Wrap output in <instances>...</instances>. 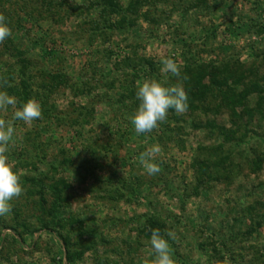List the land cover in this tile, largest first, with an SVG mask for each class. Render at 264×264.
Masks as SVG:
<instances>
[{
    "label": "rangeland",
    "instance_id": "obj_1",
    "mask_svg": "<svg viewBox=\"0 0 264 264\" xmlns=\"http://www.w3.org/2000/svg\"><path fill=\"white\" fill-rule=\"evenodd\" d=\"M100 1L0 0V91L43 107L31 125L0 111L24 187L0 216V264H68L57 230L96 243L76 264H150L151 220L176 264H264V0H115L117 14ZM166 58L188 79L162 72ZM144 79L200 94L137 135ZM153 145L149 176L138 157ZM51 187L63 231L42 209Z\"/></svg>",
    "mask_w": 264,
    "mask_h": 264
},
{
    "label": "clouds",
    "instance_id": "obj_2",
    "mask_svg": "<svg viewBox=\"0 0 264 264\" xmlns=\"http://www.w3.org/2000/svg\"><path fill=\"white\" fill-rule=\"evenodd\" d=\"M11 35L12 30L6 23V17L0 14V43ZM161 63L162 72L170 73L177 77L178 81L188 79L187 75L181 78L180 67L174 59L166 58ZM7 84V80L0 81V87ZM136 99L139 101V106L130 116V121L137 135L151 133L157 129L160 123L166 121L170 109H174L177 114H183L189 106L188 95L181 82L165 87L155 79H144L142 83L137 81ZM17 103L14 96L6 91H0V111H7L9 107L13 108L14 120L31 125L34 120L42 117L41 105L35 99L27 100L20 107H17ZM14 120L0 118V216L10 214L13 209L11 201L24 194L20 176L13 171L7 155L15 131ZM160 152V146L153 145L140 153L138 157L139 164L149 176L162 171L160 165L154 162ZM166 235L174 238V234L170 231ZM149 244L154 254L150 264H176L172 258L168 240L161 235L159 229L151 231ZM213 264H221V262L214 261Z\"/></svg>",
    "mask_w": 264,
    "mask_h": 264
},
{
    "label": "trees",
    "instance_id": "obj_3",
    "mask_svg": "<svg viewBox=\"0 0 264 264\" xmlns=\"http://www.w3.org/2000/svg\"><path fill=\"white\" fill-rule=\"evenodd\" d=\"M101 2H103V3H101ZM100 5H104V7L105 8H103V10H105V11H108V10H110L111 9V11L114 13V14H117V13H120L121 12V10H120V7H119V5L116 3V1L115 0H101L100 1V3H99ZM142 6V1L141 0H136L134 3H132V5H130V9L133 11V12H135L136 11V8H137V10H138V7H141ZM123 21L124 22H127V24H126V26L125 27H127V26H131L130 25V23H129V21H131L130 19H128V21H127V19L126 18H124L123 19ZM145 62H146V60H144ZM147 65H150V69L152 70L151 72H154V68L153 67H151V65L152 64H150V63H147ZM190 87V86H189ZM188 87V88H189ZM196 91H193V90H190V89H188L187 91H186V93L188 94V99L190 98V96H196V95H198V94H200V90L199 89H195ZM30 92H32V91H30ZM127 93H129V92H127ZM130 94V93H129ZM128 94V95H129ZM127 95V96H128ZM30 99V97H29V95L26 97V100H29ZM43 108V107H42ZM39 184V186H41L40 185V183L38 182L37 183V185ZM43 186V185H42ZM44 188V187H43ZM52 188V187H51ZM54 191V195H55V197H56V200L54 201V203L51 205V209L50 208H48L45 204H47V201L46 200H44V198H43V196L41 197L42 198V200H43V203H44V206H46V207H44V208H42L43 209V212H46V209H49L48 211H49V213L51 214V213H53V217H54V220H55V218H57V224H58V226H59V228L60 229H62V231H63V229H64V224L63 225H61V222L63 223V220H61V217H60V215H61V201L63 200V198H62V196H61V193L58 191V192H56L55 190H59L58 188H52ZM42 195V194H41ZM56 221V220H55ZM152 221V230L153 229H159V228H157V227H155V222L153 221V220H151ZM42 226H44V229H51L48 225H46V224H44V225H42ZM160 230V229H159ZM25 231H26V233H28L29 232V230L26 228L25 229ZM58 232H59V236H60V238H61V240H62V242H63V245L65 246V250H66V262L68 263V264H76L77 262H79V261H81L82 260V258H83V256H84V253L87 251V250H93L95 247H96V243H85L83 240H82V237H83V234H79L78 235V241H77V244H73L72 243V238L70 237V236H65V235H63L62 233H60V231L59 230H57ZM161 232V231H160Z\"/></svg>",
    "mask_w": 264,
    "mask_h": 264
}]
</instances>
